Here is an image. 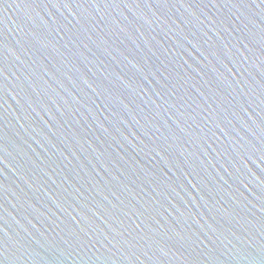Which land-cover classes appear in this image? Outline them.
<instances>
[{
	"label": "water",
	"instance_id": "1",
	"mask_svg": "<svg viewBox=\"0 0 264 264\" xmlns=\"http://www.w3.org/2000/svg\"><path fill=\"white\" fill-rule=\"evenodd\" d=\"M0 264H264V0H0Z\"/></svg>",
	"mask_w": 264,
	"mask_h": 264
}]
</instances>
